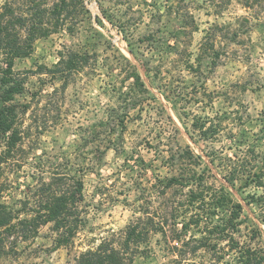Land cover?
Wrapping results in <instances>:
<instances>
[{"label":"rangeland","instance_id":"obj_1","mask_svg":"<svg viewBox=\"0 0 264 264\" xmlns=\"http://www.w3.org/2000/svg\"><path fill=\"white\" fill-rule=\"evenodd\" d=\"M84 3L89 11L73 32L39 38L28 56L15 59L13 69L24 81L13 100L21 110L20 140L6 154L0 146V203L23 216L35 208L40 182L74 174L84 182L83 224L70 246L55 249V234L41 225L0 264H73L79 251L124 229L138 209L156 212L174 196L183 198L186 188L162 194L152 185L177 173L162 156L186 146L208 182L222 184L242 204L239 238L260 229L264 246V207L251 197L264 188L244 177L226 181L228 165L237 160L264 170V0ZM187 11L198 27L190 35L179 30V14ZM208 31L206 52L200 46ZM69 51L87 53L85 67L66 78L51 73ZM125 58L146 87L135 108ZM147 245L132 264L173 258L159 234ZM191 260L201 264L208 256Z\"/></svg>","mask_w":264,"mask_h":264},{"label":"trees","instance_id":"obj_2","mask_svg":"<svg viewBox=\"0 0 264 264\" xmlns=\"http://www.w3.org/2000/svg\"><path fill=\"white\" fill-rule=\"evenodd\" d=\"M88 11L84 0H0V146L4 144L5 154L20 140L17 125L21 110L13 100L23 92L24 81L13 69L15 59L28 56L39 38L60 29L73 32ZM179 17L183 34L190 35L198 29L190 12H180ZM209 36L213 33L208 31L200 46L202 51H208ZM88 59L85 52L69 51L50 72L66 78L85 67ZM125 63V77L131 79L129 105L135 108L146 87L136 66L126 58ZM169 151L162 159L177 173L158 178V185L152 187H160L157 193L162 194L171 188H186L183 198L174 196L156 212L138 209L124 229L79 251L73 264H132L134 256L147 249L153 234L162 237L173 256L163 264H196L191 257L203 254L208 260L201 264H264V246L258 240L260 229H251L245 240L239 238L242 204L233 200L222 184L208 182L205 172L195 168L200 161L188 146ZM2 161L0 154V169ZM252 166L246 159L231 162L226 181L244 177L245 183L264 188V170L254 171ZM83 189V180L67 173L51 182H40L35 188L36 206L24 209L23 216L21 209L15 211L0 203V260L17 242L35 237L41 225H49L55 234L52 249L70 246L84 220ZM251 197L264 207V192Z\"/></svg>","mask_w":264,"mask_h":264}]
</instances>
